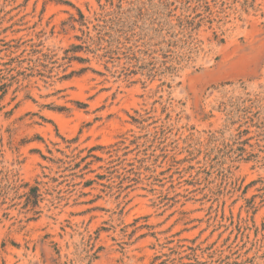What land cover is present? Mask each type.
Masks as SVG:
<instances>
[{
	"label": "rangeland",
	"instance_id": "1",
	"mask_svg": "<svg viewBox=\"0 0 264 264\" xmlns=\"http://www.w3.org/2000/svg\"><path fill=\"white\" fill-rule=\"evenodd\" d=\"M0 264H264V0H0Z\"/></svg>",
	"mask_w": 264,
	"mask_h": 264
}]
</instances>
